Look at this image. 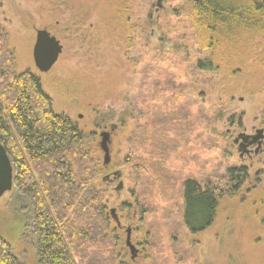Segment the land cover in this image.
Segmentation results:
<instances>
[{
	"label": "rangeland",
	"instance_id": "1",
	"mask_svg": "<svg viewBox=\"0 0 264 264\" xmlns=\"http://www.w3.org/2000/svg\"><path fill=\"white\" fill-rule=\"evenodd\" d=\"M198 1L0 0L17 73L38 77L54 112L94 134L87 150L101 171L95 185L121 229L111 218L101 244L80 257L85 263L264 264V176L256 184L251 177L264 175V158L242 164L234 144L264 126V0H218L238 11L220 25L200 15ZM46 29L63 52L42 74L33 51ZM104 132H112L108 166ZM241 167L250 177L240 185L228 170ZM188 180L225 194L215 222L195 235L184 222ZM33 217L14 187L0 199V238L21 264L39 261Z\"/></svg>",
	"mask_w": 264,
	"mask_h": 264
},
{
	"label": "trees",
	"instance_id": "2",
	"mask_svg": "<svg viewBox=\"0 0 264 264\" xmlns=\"http://www.w3.org/2000/svg\"><path fill=\"white\" fill-rule=\"evenodd\" d=\"M198 4L200 15L215 24L238 19L237 10L227 9L218 0H199ZM255 12L246 14L259 16L260 10ZM16 70L15 55L0 29V142L16 169L15 190L34 208L31 226L38 264H105L83 261L86 249L101 244L112 222L111 211L108 215L104 196L95 185L101 174L99 164L87 150V140L94 134L85 135L69 118L56 114L39 78ZM97 124L98 120L95 125L101 127ZM228 175L239 183L245 171L229 169ZM183 193L186 227L193 235L207 230L225 194L203 191L190 180ZM0 264H21L2 238Z\"/></svg>",
	"mask_w": 264,
	"mask_h": 264
},
{
	"label": "water",
	"instance_id": "3",
	"mask_svg": "<svg viewBox=\"0 0 264 264\" xmlns=\"http://www.w3.org/2000/svg\"><path fill=\"white\" fill-rule=\"evenodd\" d=\"M161 7V3L165 0H158ZM63 52V47L56 37L51 36L47 30H40L37 32L36 43L33 51V58L36 68L42 74L49 73L55 65L58 63L59 58ZM116 127L112 128L114 132ZM111 132V133H112ZM111 133L104 132L100 135L102 138L101 149L105 155L104 164L108 166L111 162L110 148ZM13 164L7 155L4 146L0 143V199L12 189L14 179ZM116 178H120L121 174H115ZM124 189V185L121 182L116 188V192L120 194ZM111 217L120 229L121 224L117 217L116 210H111ZM130 231V230H129ZM127 247L131 251L132 260L136 258L137 250L131 242V237L127 238Z\"/></svg>",
	"mask_w": 264,
	"mask_h": 264
},
{
	"label": "flooded vegetation",
	"instance_id": "4",
	"mask_svg": "<svg viewBox=\"0 0 264 264\" xmlns=\"http://www.w3.org/2000/svg\"><path fill=\"white\" fill-rule=\"evenodd\" d=\"M50 34H51V36L55 37L52 33H50ZM230 134H232V133L230 132ZM234 144L238 147V153L240 156V160L242 161V164H244L246 162H250L251 165L254 166V163L260 162L264 158V126L256 129L253 134H247V133L239 134L237 136V138L234 140ZM231 169L245 171V177L243 178L242 181H240V185L242 183H244L243 181L248 180L250 177L247 168L241 167L239 169L238 168H231ZM263 176H264L263 172L261 170H257L253 174V176H251V177L256 184L258 182H261ZM15 177H16V175L14 173V179H13V184H12L13 186L12 187H14ZM231 179H233V178H231ZM190 181H194V180H190ZM196 183L202 188V186L198 182H196ZM202 190L206 191L207 188L206 189L202 188ZM219 191L221 192V193H218L219 195L223 194V192H224V190L223 191L219 190ZM129 230L130 229L127 230V235L131 237L132 231L131 230L129 231ZM136 254H138V252Z\"/></svg>",
	"mask_w": 264,
	"mask_h": 264
}]
</instances>
